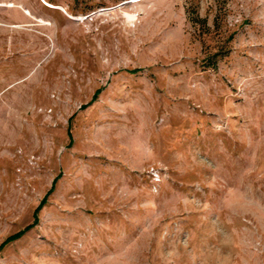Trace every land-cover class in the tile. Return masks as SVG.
<instances>
[{
  "label": "rangeland",
  "instance_id": "obj_1",
  "mask_svg": "<svg viewBox=\"0 0 264 264\" xmlns=\"http://www.w3.org/2000/svg\"><path fill=\"white\" fill-rule=\"evenodd\" d=\"M26 227L0 264H264V0H0Z\"/></svg>",
  "mask_w": 264,
  "mask_h": 264
},
{
  "label": "trees",
  "instance_id": "obj_2",
  "mask_svg": "<svg viewBox=\"0 0 264 264\" xmlns=\"http://www.w3.org/2000/svg\"><path fill=\"white\" fill-rule=\"evenodd\" d=\"M215 63V62H214ZM134 72H137V70H135ZM97 96V94H95V96H94V98ZM93 98V99H94ZM56 181H57V178H55L54 179V181H53V184H52V187L49 189V191L45 194V196L43 197V199H42V201L40 202V204H39V206H38V208H37V210H39L45 203H46V201H47V199H48V196L52 193V191L54 190V186H55V183H56ZM29 228H31V227H26V228H24V229H22V230H20V231H18L17 233H15V234H12L11 236H9L1 245H0V250L8 243V242H10V241H12V240H15V239H17V238H19V237H21Z\"/></svg>",
  "mask_w": 264,
  "mask_h": 264
}]
</instances>
